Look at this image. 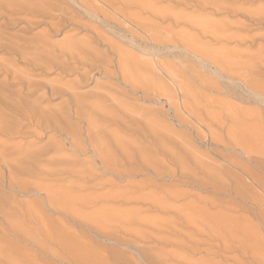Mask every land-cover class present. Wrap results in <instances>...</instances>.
<instances>
[{
	"label": "rangeland",
	"instance_id": "374dc122",
	"mask_svg": "<svg viewBox=\"0 0 264 264\" xmlns=\"http://www.w3.org/2000/svg\"><path fill=\"white\" fill-rule=\"evenodd\" d=\"M84 1L90 7H102L95 0ZM217 1L222 6L231 5V9L239 8L243 2ZM134 2L138 22L145 28L150 26L148 36L155 35L157 46L150 40V45L142 43L140 40L149 37L134 26L138 41L128 42L129 34L111 30L102 20L80 8L77 0L64 3L63 0H0V40H6L2 43L5 47H0V91L10 89L5 85L12 82L11 77L23 72H29L31 79L34 76L33 79L40 80L45 89L56 80H64L69 85L74 83L77 74L60 76L52 68L44 73L41 69H32L25 61L38 58L34 56L43 45L37 42L44 35L48 43L58 45L68 38L94 41L99 32L106 43L97 42L95 47L106 52L108 58L115 62L118 59L113 53H107L109 43L127 51L131 62L125 84L118 71L110 67L116 77L96 76L98 80L76 87L79 94L75 91L87 99L88 109L100 101L94 107L100 110L97 125L106 132V141L130 142L136 154L131 166L120 158V176L103 173L100 168L96 173H89L88 159L92 160L93 155L85 138L88 125L76 116L69 117L70 123L82 129L80 135L89 150L77 157L80 164L77 170L84 171L85 176L80 180L66 175L46 179L44 184V180H40V183L68 189H65L67 194L75 198L72 200H75L72 209L75 213L55 212L48 208L44 193L38 195L31 187L20 194L3 181V185L0 184L3 195L12 199L10 203H22L19 206L25 208L19 207L17 214H9L6 221L0 219V228L8 232L7 236L0 234V242L19 246L26 255L32 253L31 257H37L34 264H264V99L255 97L241 84L246 71L239 70L240 66L250 64L253 56L264 54V27L248 26L250 28L237 32L236 36L245 39L242 42L233 39L231 35L235 31L230 28L232 24L246 22L239 13L228 16L224 11L199 10L191 5V0ZM23 4L27 10L31 6L29 12L20 9ZM242 4L245 10L264 8V0H246ZM141 5L152 8L139 11ZM38 7L42 13L36 10ZM14 8L17 11H13ZM52 8L62 9L67 16L70 14L63 18L69 22L59 19L56 11L51 13ZM52 14L57 15L56 18ZM56 19L62 22L57 23ZM52 24L61 28L52 31ZM225 24L231 30L227 33L228 40L217 32L219 26L228 30ZM140 46L149 50L144 51ZM223 59L232 63L230 70L221 67ZM255 69L264 85V65ZM6 70L10 76L6 75ZM62 89L65 94L67 87ZM63 93L50 96V101L44 105L61 108L68 99ZM35 128H26L23 132H32ZM37 131L47 136L42 145H46L53 134L61 139L55 132ZM0 138L1 142L6 140ZM19 138H13L9 150L25 145L28 139V142L35 140L32 136L26 140ZM118 147L115 149H121ZM71 151H66L69 153L65 152L66 155L72 154ZM125 162L129 166L123 168L121 165ZM1 166L0 163V174L3 171L5 175ZM20 223L23 224L21 230L15 228ZM57 232L66 239L57 243L50 240V235L59 240Z\"/></svg>",
	"mask_w": 264,
	"mask_h": 264
},
{
	"label": "bare ground",
	"instance_id": "6f19581e",
	"mask_svg": "<svg viewBox=\"0 0 264 264\" xmlns=\"http://www.w3.org/2000/svg\"><path fill=\"white\" fill-rule=\"evenodd\" d=\"M64 1L65 0H63V3H64ZM77 1H78L77 4L80 8L84 9L91 16H94V17L102 20V22H104L103 24L108 25L111 30H115V31L117 30L119 32H124L126 35L129 34L131 36V38H127V37H125V38L130 39L128 41L130 43H135V41H138L137 32H135L132 29V26H134L137 30H139L143 34H145V35L147 34V36H148V32H150V30H151V29L149 31L147 30V28L149 29L150 26L145 28V27L141 26V24L138 22L139 19L137 18V14L134 13V11H133L134 10L133 6L135 5L134 0H95L96 2L102 4V7L101 6H95V5L90 7V6H88L86 1H84V0H77ZM191 1H192L191 5H194L193 7H195L196 9H199V10L208 11L209 9H211L214 12L224 11V12H226V14H228V16L230 14L239 13L245 19L246 22H244V23L240 22V24L230 25V28H232L231 30L235 31L234 34L231 35L233 37V39L235 38L236 40L238 39L239 41L243 42L245 39H243V37L241 38V36L240 37L236 36L237 35L236 33L239 31L241 32V30H243L244 28H250L248 26H263L264 27V8L259 7L258 9H255V10H252V9L251 10H247V9L245 10L242 7L243 6L242 3L246 0H243V2L241 3L240 7H242V8L239 7V8H234V9H231V5L229 7L227 5L226 6L219 5L220 3L217 0H191ZM252 1H255V0H252ZM30 2L35 3L32 1H30ZM256 2H258V1H256ZM224 4H227V3L224 2ZM16 5H20V4H16ZM69 5H70V3H69ZM21 7L22 8H20V9H22L24 12V10L28 11L29 7H31V6H28V10H27V8L25 9V7H27V6H24V4ZM39 7L36 9L37 11L40 9ZM105 7L108 8L110 11H112V13L109 12V10H106ZM34 8H36V7H34ZM138 8H139V11H142V10H147L148 8H152V6L141 5ZM20 9H19V11H20ZM34 10L35 9H33V12H35ZM41 10H40V12L42 13ZM52 10L56 11L57 14L58 13L60 14V15H58V18L61 20L70 15V14H68V16H67V14H65L64 11L62 9H59V8H52L51 13L53 12ZM13 11H17V9L14 8ZM35 14H38V13L35 12ZM49 14H50V12H49ZM31 15L33 16V14H31ZM27 16H29V14H27ZM53 16H55V15H53ZM53 16H52V18H53ZM56 16L54 18H56ZM42 17H44V16H42ZM47 17H49V16L47 15ZM32 18H36V17L33 16ZM52 18H51V20L53 21ZM59 19H56V20H59ZM51 20H50V22L53 23ZM63 20L65 21L66 19H63ZM48 21H49V19H48ZM50 22H48V23L50 24ZM61 22H60V20L57 21V23H61ZM68 22H66V23H68ZM73 22H74V20H73ZM63 25L64 24L62 23L61 26H63ZM50 27H51L52 31H55L58 28H61L60 26H56L53 24L50 25ZM225 27H227L228 30L223 29L224 26H219V28L217 29V32L219 33V35L222 34L221 38L228 40L229 38H228L227 33L230 32L231 30L229 31V27L226 26V24H225ZM54 28H57V29H54ZM246 30L247 29H245L244 31H246ZM98 33L95 35V38L93 37L94 41L93 40L90 41V40H86V39H85V41H82V39L80 40V39L68 38V40H66V41L64 40L62 43H58V45H56L57 43H54L55 45L52 43L53 44L52 45V44H50V41L48 43L46 36L44 35L45 36L44 37L42 35L43 40L41 38L38 40L37 43L39 44V46H40V44H42L43 46L39 47V49L37 46H36L37 48L34 47V48H36V50L38 49L39 53L37 51H33V50H35L34 48L32 50L33 53L37 52V54L35 53L36 56H34V58L35 57H38V58L32 59V60H29V59L25 60L32 66L31 67L32 69L33 68L34 69L35 68L41 69V71H43L44 73H47L52 68V70H54V69L57 70L59 72L58 75H60V76H62V75L71 76L73 74H77V78L75 79V81L72 85H69V83L64 82V80H56L55 82L51 83V85L48 88L45 89V85L41 84L39 82L40 80L33 79L36 77L31 75V76H33V78L31 79L30 75H28L29 72H27V73L23 72L22 75H19L20 73L14 74L13 69L8 67L10 70L13 71V72L12 71L11 72L14 74L13 75L11 73V75H13L11 77L12 78L11 80L9 78V80L12 82H9L8 85H5V86H9L10 89H1V91H0V137L2 136L4 138H6V140H4V142H1L2 140H0V163L2 164L4 171L6 173L4 175L3 171H2V174H0V184L2 183L1 185H3V181H5V182L7 181L8 186L10 188H14V189L18 190L20 192V194L26 192L29 188H30V190L33 188L32 190H34L37 194L41 193V192L44 193L46 200H47L48 208H50L51 210H53L55 212L58 211V212H62V213L63 212L64 213L65 212L66 213L67 212L73 213L75 211V210H72L75 207L74 206L75 200L74 201H72V200L75 198L71 199V197L67 194L68 192H66V190L68 191V189H66V188H65L66 190L62 189L63 187L60 188L59 186H58L59 187L58 188L56 186V184H55L56 188L53 186H49V185L44 186L43 182H45L46 179H52V180L53 179H59V178L65 177L66 175L67 176L69 175L71 177L77 176L80 180H82L83 176H85L84 175L85 173H83L84 172L83 170H82L83 172L79 171L80 169L77 170L78 168H80L79 167L80 164H77V163H79L78 162L79 160H77L78 159L77 157H79V155H84V154H86V152L89 151L87 149L88 147L85 148V146H87V145H84L85 141H84V139H82L83 136L81 137V135H80V133H82V131H81L82 129L79 130L78 127H76V125H73L72 123H70L69 117L76 116L80 122H84L88 125V127L85 129V132H86L85 138H87L88 146L92 152L93 157L95 158V159H93V157L91 156L92 160L88 159L89 163L88 162L87 163L89 165L88 166L89 169H87V170H89V173L90 172L96 173L97 171H99L98 169L100 168L103 173H106V174L111 173V174H114L116 176H118V175L120 176V173H119L120 172L119 171V169H120L119 168L120 167V165H119L120 158H121V161L125 160L127 163L130 164V166L133 165L134 160H136V159H134L135 158L134 156L136 155L134 152L135 149H133L134 147L131 145L130 142H124L123 139L120 138L122 141L117 139V142H115V144L111 143V142H114L113 140H111V142L109 143V140L106 141V139H105V133L106 132L104 131V129L100 128L101 129V131H100V129L98 128L99 126L97 125V123H99V122H97L98 117H96V116H98L97 114H99L98 112H100V110H98L94 106L95 105L97 106V104H99L100 101H99V103L95 102V105L93 107L89 106V109H88L87 108L88 106H86L87 104L85 102V101H87V99L84 100L83 99L84 97H82V94L78 95L79 93H78L77 88L81 87V85H85L86 83H88L90 81L98 80V78H96V76L103 75V76H107V77H116L117 75H116L115 71L114 72H113V70L110 71L111 70L110 67H113L118 71L119 76H120V78L124 84L127 82L125 74H126V71L128 68V64L131 62V59H130L129 55L127 54V51L125 53L124 50L122 51V49H120L115 44L112 45L111 43H109L107 53L109 51V52L113 53L115 56H117V58H118L116 62L111 60V58H108L109 56H107L106 52L105 53L100 52L95 47V44L97 42H101L103 44L106 43V39H104L105 37L103 38L102 35L100 33L99 34ZM150 36L151 35L148 36L149 39L144 40L143 38H141L143 40H140V39L139 40L146 45H150V43L148 41V40H150L151 43H153V45L157 46L158 44L155 43L157 41L156 40L157 38L154 37L155 35H152L153 38H152V36L151 37ZM218 37H220V36H218ZM217 39L219 40V38H217ZM2 40H4V38ZM40 40H42V41L40 42ZM5 41L6 40H4V42ZM4 42H1V40H0V47H1V45L4 46V44H2ZM159 42H157V43H159ZM34 43H36V41H34ZM7 44H9V43H7ZM31 44L34 45L33 43H31ZM133 45H135V44H133ZM24 47H26V46H24ZM97 47H99L98 44H97ZM6 48L8 49L9 47H6ZM140 48L143 49L144 51L149 50V49L147 50L146 47L142 48L140 46ZM4 51H6V49ZM23 56H25V54ZM19 57H21V56H19ZM26 57H28V56H26ZM152 62H153V60H152ZM29 64H28V66H29ZM220 64H221V67L225 70H230L233 67L232 63L229 62L228 59L221 60ZM263 65H264V54L260 53L259 55L257 54L251 58L250 64L239 67V70L244 69L246 71V76L242 80L241 84H244V86H246L255 97H257L261 100L264 99V85L259 81L260 80L259 77H261L260 74L257 73L258 71L255 72L254 70H256L255 68H257V70L260 69V67ZM253 66H255V67H253ZM160 67H161V65H160ZM17 71L19 72L18 69H17ZM24 71H26V70H24ZM4 72H6V75L10 76L9 70H6ZM43 72H42V74H44ZM250 72H253V73L251 74ZM47 75H50V74H47ZM7 79H8V77H7ZM39 79H41V78H39ZM232 79H234V78H232ZM4 81H7V80H5V78H4ZM41 82H43V81H41ZM240 82L241 81H239V83ZM174 83H175V81H174ZM63 87H67V90L65 93V94H67L66 95L67 97L66 96L65 97L68 99L67 100L65 99L66 102L64 101L65 103L64 104L62 103L63 105L61 104V108L52 109L49 106H47L48 103L45 106L44 103H46L48 100L50 101V99H48L50 96L56 97L57 95H60L63 92H65L62 89ZM99 88H101V87H99ZM75 90H77L78 94L76 93ZM101 93H100V95H101ZM28 98H32V99L34 98V99L30 101V100H28ZM252 98H254V97H252ZM102 100H103V98H102ZM103 104H101V105H103ZM99 106L100 105H98V108H99ZM94 108L97 110L95 111ZM88 110L92 111V112L89 113ZM30 127H36L39 130L41 129V131L43 130L45 134L55 132V134L60 136L61 139H59V140L56 139V137H53L54 136V134H53L52 138H49V141L47 142V144L42 145L40 143L43 142V140L45 139L44 137L46 135L44 136L43 133L41 134L40 132H38L36 128H35L36 130L33 129V131H35V132L32 131L33 133L31 131H29L31 133H29L28 131L23 132L24 129H26V128L30 129ZM96 130H98V132ZM114 134H116V133H114ZM114 134H112V135H114ZM28 135H30V136H28ZM107 135H108V132H107ZM21 136L23 137L24 140H26L27 138H30L31 136H32V138L35 137V140L31 139L30 142H28L29 141V139H28L27 143L25 145L20 144L18 147L13 148L14 150L11 148L13 151L10 152L11 149L9 150V147H10L9 143L13 140V138H15V140H16V138H19ZM109 138H111V136ZM117 138H119V137H117ZM21 142H24V141H21ZM12 143H14V141H12ZM111 144L114 146H112ZM12 145H11V147H12ZM16 145L14 144V146H16ZM117 145H120L121 147H118ZM115 147L116 148L118 147L121 149H115ZM68 149L70 151L72 150L71 151L72 154L66 155V153L69 152ZM115 150L116 151L118 150V151L116 152ZM66 151H68V152H66ZM118 152L120 155H117ZM81 162H83V160ZM127 163L123 164L121 166H123V168H124V165L129 166ZM90 165H91L92 169H91ZM149 166H151V165H149ZM81 168H82V166H81ZM156 168H154L155 170L154 169L153 170L156 171L157 170ZM90 169H91V171H90ZM153 170H151V171H153ZM155 174H156V172H155ZM156 176L158 177V175H156ZM159 177H160V175H159ZM68 178H70V177H68ZM37 180H39V182ZM40 180L41 181L44 180V181H42L43 184L40 183L41 182ZM47 182H48V180H47ZM34 191L32 193H35ZM69 193H70V191H69ZM5 195L6 194L3 195V193L0 190V219L6 221L7 218L9 217V214L11 215V213H12V215H13V213H15V212L17 214V211H19V207H21V206H19V204H20L19 202H18L19 204L10 203V202H13L12 199L10 197H6ZM38 195H40V194H38ZM8 198H10L11 201ZM124 198H126V197H124ZM122 199H123V197H122ZM93 204H95V203H93ZM27 206L28 205H26V207ZM38 207L39 206H37L36 208H38ZM23 208H25V207H23ZM19 213L20 212H18V216H19ZM25 213H27V212H25ZM40 213H41V211H40ZM14 217H16V216H14ZM26 219H29V218H26ZM20 222H21V220H20ZM50 222H48V223H50ZM22 223H24V222H22ZM11 224H13V223H11ZM21 225H23V224H21V223H20V225L16 224L15 228H19V230H21V228H22V227H20ZM44 228H45V226H44ZM61 229H63V228H61ZM64 229H65V227H64ZM27 230L29 232L30 229H27ZM27 230H25V231L27 232ZM14 232H16V231L14 230ZM23 232H21V233H23ZM35 233H36V231H35ZM47 233H49V232H47ZM57 233H59V232H57ZM0 234L2 236H7L8 232L6 229H3L1 227L0 228ZM28 234H30V233H28ZM34 235H36V234H34ZM58 235L60 236L61 234L59 233V234H57V236ZM2 236H0V237H2ZM18 236L20 237V235H18ZM49 237H51L50 240H55V242L60 241V239H61V241L66 239L65 238L66 236L63 239H62V236H60L59 240L55 239V235L53 237L50 235ZM35 238L33 237V239H35ZM22 239L20 241H23ZM30 240L32 241V239H30ZM18 241H19V239H18ZM37 241H38V239H37ZM43 243H44V241H43ZM41 244H42V241H41ZM78 246H79V244L77 245V248H78ZM42 249L44 250L45 248H42ZM79 250H80V248H79ZM23 251L24 250H22L19 246L12 245L11 243H8V242L4 243L3 241H1L0 242V264H34L35 260H37V257L35 259L34 257H31L32 253L31 254L28 253V254H30V256H29V255H26L25 252H23ZM82 253L84 254L83 251H82ZM83 254H81L82 257H83ZM51 256H53V255H51ZM103 261H104V259H103ZM36 264H38V262Z\"/></svg>",
	"mask_w": 264,
	"mask_h": 264
}]
</instances>
